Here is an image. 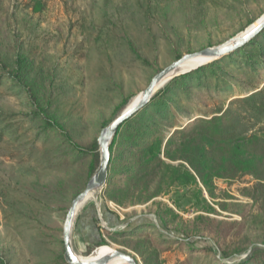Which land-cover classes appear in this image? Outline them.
Returning <instances> with one entry per match:
<instances>
[{"label": "rangeland", "instance_id": "rangeland-1", "mask_svg": "<svg viewBox=\"0 0 264 264\" xmlns=\"http://www.w3.org/2000/svg\"><path fill=\"white\" fill-rule=\"evenodd\" d=\"M5 3L13 16L11 26L1 29L0 41H10L13 48L3 50L10 66L0 74L9 76L23 65L24 83L36 90L42 102L44 98V107L49 106V114L67 138L85 147L98 143L102 130L129 109L164 68L187 54L230 44L264 19V0H79L87 18L83 31L72 6H65L63 0H50L42 14H32V8L21 4L8 6L18 0ZM133 9L135 15H130ZM124 14L128 17L120 18ZM243 48L246 57H262L261 49L247 44ZM246 57L222 62L201 80L215 81L211 74L225 70L238 79L232 95L244 97L250 79L239 68H248ZM202 60L174 74L153 98L174 78L217 59ZM257 77L264 78V69ZM196 83L189 81L187 86L199 97L205 90ZM174 95V100L180 98L178 92ZM0 110L28 114L34 108L27 92L1 87ZM35 126L34 133L41 125ZM51 138V144L38 146L39 155L29 163H22L25 152L18 144H0V262L57 264L62 256L65 259L66 216L97 170L91 176L90 158L54 167L49 158L68 150L69 143L57 130L51 131ZM52 145L60 149L49 157L42 155ZM191 146L178 151L173 160L163 158L195 175L186 163L192 160ZM263 149L261 145L259 151ZM184 156L189 161H183ZM182 173L165 170L136 185L119 176L111 191H106L107 183L96 190L75 214L74 253L89 257L107 247L132 256L138 264H179L190 253L171 241L182 239L186 246L212 250L218 257L221 248L230 247L229 261L239 263L264 247V206L262 199L255 202L252 191L259 180L250 174L214 177L211 195L198 179L204 200ZM132 231L136 232L120 235Z\"/></svg>", "mask_w": 264, "mask_h": 264}, {"label": "trees", "instance_id": "trees-1", "mask_svg": "<svg viewBox=\"0 0 264 264\" xmlns=\"http://www.w3.org/2000/svg\"><path fill=\"white\" fill-rule=\"evenodd\" d=\"M5 1L0 0V35L3 32L1 30L3 27L11 26L13 16L9 10H5ZM49 1L18 0L19 3L14 5L9 3L8 6L21 4L32 8V14H42L47 9ZM63 1L65 6H72V11L79 20L80 29L85 31L87 18L85 10L78 5L79 0ZM135 12L136 10L133 9L130 15H135ZM124 17H128V14H124L120 18ZM5 41H0V70L3 71H7L10 66L3 50L13 48L10 41L6 44ZM263 42L264 30L247 44L254 49H261L262 57H246L242 47L211 64L174 78L156 94L145 108L123 123L111 144L106 191H111L119 176L127 177V182L136 185L147 178H156L165 170L175 172L183 170L184 177L192 182L198 189L200 197L205 200L203 188L198 183V179L205 190L212 195L215 189L214 177L223 178L226 174H231V177L238 174H250L261 183L252 190L256 194L253 199L256 203L262 199V206H264V149L259 151V147L264 146V78L257 77L259 70L264 69ZM18 47H21V43ZM239 55L246 57L248 66L247 69H239L250 79L248 85L246 84L250 89L244 94V97L232 95L235 93V87L238 86V83L235 82L238 79L225 70L221 74L214 72L211 74L215 81L201 80L205 73L214 70L222 62L231 59L234 60L230 63L237 61L236 57ZM17 67L18 65H16ZM22 67L23 65L19 64L18 72L10 73L9 76L0 74V88L6 87L12 91L17 89L27 92L34 110L28 114L8 113L0 110V144L5 142L18 144L24 148L25 152L22 163H29L39 155V145L45 147L51 144V131L57 130L60 137L68 141L69 146L68 150L62 149L55 158H49V163L54 167L73 166L80 159L90 158L92 159V176L100 165L101 154L97 141L91 142L86 147L70 141L60 126L55 124L53 116L48 112L49 106L46 104L44 107L46 103L44 98L42 97V102L36 96V90L31 85L24 83L22 73L25 72L21 70ZM222 75H228L230 79H225ZM7 81L13 84L5 85ZM189 81H196L195 85H201L205 91L199 97H195L194 92L187 86ZM252 83H257L256 87L252 86ZM176 92H178L177 97L180 98L174 100ZM230 95L232 97L225 99ZM226 103H228L227 107ZM211 104L219 106L209 108ZM36 123L41 126L34 133ZM168 124L172 127H166ZM29 125L31 126L30 130L26 127ZM203 139H207L206 142L196 143ZM188 145H192L190 147L193 149L192 160L189 161V158L184 156L183 161H189L186 163L195 175L184 165L173 166L164 160V158L173 160L174 155ZM59 149L60 145L49 146L42 155L49 157V154ZM135 232H124L120 235ZM171 242L180 247V250L190 253L179 264H264V247L254 250L246 260L232 263L228 259L230 247L221 248V256L218 257L212 250H199L200 248L196 246H186L182 239ZM56 263L68 264L63 256ZM0 264L7 263L0 262Z\"/></svg>", "mask_w": 264, "mask_h": 264}, {"label": "water", "instance_id": "water-1", "mask_svg": "<svg viewBox=\"0 0 264 264\" xmlns=\"http://www.w3.org/2000/svg\"><path fill=\"white\" fill-rule=\"evenodd\" d=\"M264 30V19L260 21L257 25L252 27L245 35L240 37L238 40L233 41L230 44L219 48H207L202 51L187 54L176 60L157 75H155L148 87L141 93L138 102L127 109L123 114H121L116 120H114L108 127L102 130L100 137L98 139L99 151L101 154L100 165L88 182L85 190L79 194L68 211L65 219L63 228V242H64V257L68 264H108L115 259H123L128 264H138L135 258L125 253L114 251L112 255L104 256L103 258L91 262H84L79 260V257L74 253L71 246V229L77 208L80 202H82L91 191H96L101 189L106 185L108 179V170L110 165V148L111 144L118 132L119 127L125 123L127 120L132 118L136 113L145 108L152 100L154 94L158 90V86L167 78L172 77L178 70L188 61L204 58V59H219L229 53H233L240 48L244 47L256 36H258Z\"/></svg>", "mask_w": 264, "mask_h": 264}, {"label": "bare ground", "instance_id": "bare-ground-1", "mask_svg": "<svg viewBox=\"0 0 264 264\" xmlns=\"http://www.w3.org/2000/svg\"><path fill=\"white\" fill-rule=\"evenodd\" d=\"M204 58H197V59H193L191 61H188L187 63H185L179 70L178 72H184V71H187L199 64H201L204 60H202ZM206 60H209V59H206ZM177 72V73H178ZM176 74V73H175ZM171 78V77H170ZM170 78H167L166 80H164L159 86H158V89L160 87H162ZM138 102V99L134 101V103L132 104V106H134L136 103ZM95 191H91L87 197L79 203L78 205V208H77V212L81 206V204L86 201L90 196L93 195ZM114 253V250L112 249H109L107 247H101V248H98L95 252H93L92 255H90L89 257H79V260L81 261H86V262H91V261H95V260H99L101 258H103L104 256H107V255H112ZM108 264H128L126 261H124L123 259H115L113 260L112 262L108 263Z\"/></svg>", "mask_w": 264, "mask_h": 264}]
</instances>
